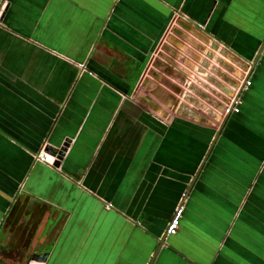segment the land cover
Listing matches in <instances>:
<instances>
[{"label":"crops","instance_id":"crops-1","mask_svg":"<svg viewBox=\"0 0 264 264\" xmlns=\"http://www.w3.org/2000/svg\"><path fill=\"white\" fill-rule=\"evenodd\" d=\"M0 17V264H264V0Z\"/></svg>","mask_w":264,"mask_h":264},{"label":"built area","instance_id":"built-area-1","mask_svg":"<svg viewBox=\"0 0 264 264\" xmlns=\"http://www.w3.org/2000/svg\"><path fill=\"white\" fill-rule=\"evenodd\" d=\"M0 19H1V17H0ZM80 67H82V65H80ZM249 85H250V82H248V80H244V82L242 83V86L240 88H241V90H243ZM236 101H237V99H236ZM236 101L233 104L225 105V107L222 110L223 116L226 117V116L237 114L239 112V109L236 106ZM37 159L40 162H43L45 164H51V165H53L55 162H57L55 157L50 156L46 153H39L37 155ZM181 215H182V208L178 207L177 209H175L173 216L171 217V219L167 223L165 236H172V235L176 234L178 226H179V222L181 219ZM28 264H42V263L30 262Z\"/></svg>","mask_w":264,"mask_h":264},{"label":"rangeland","instance_id":"rangeland-1","mask_svg":"<svg viewBox=\"0 0 264 264\" xmlns=\"http://www.w3.org/2000/svg\"><path fill=\"white\" fill-rule=\"evenodd\" d=\"M182 41H183V38H182ZM184 43V44H183ZM183 43H179L178 45L180 46L181 45V47H183L184 49H185V51H184V53H187V56L183 59L184 60V63H185V65L187 66V67H189L190 65L192 66L194 63V60H192V63H187V62H185V60L186 59H188V60H190L191 58H194V57H192V55L197 51V49H199V44H198V42L197 43H195V41L192 39V37H190V36H188V38H185L184 39V41H183ZM170 45H173V44H170ZM177 46V45H176ZM173 50V52L172 53H174V52H176V51H174V49H172ZM201 50V49H200ZM205 55H206V57L207 58H209V59H211V58H213V59H217L218 60V58H217V55L214 53H212L211 54V52H206L205 53ZM213 55V56H212ZM210 56H212L211 58H210ZM224 57V55H222V57L221 58H223ZM195 59V58H194ZM214 61V60H213ZM218 63H219V61H218ZM158 66L159 67H162L163 65L161 64V62H159L158 63ZM181 66H184V64L183 65H181L180 64V67ZM157 67V66H156ZM197 67V66H196ZM168 72L170 71V69H168L167 70ZM225 106H223V108H224Z\"/></svg>","mask_w":264,"mask_h":264},{"label":"water","instance_id":"water-1","mask_svg":"<svg viewBox=\"0 0 264 264\" xmlns=\"http://www.w3.org/2000/svg\"><path fill=\"white\" fill-rule=\"evenodd\" d=\"M65 151H66V146L63 145L61 148L57 149L56 151H50V153L58 161V160H60V158H62L64 156ZM39 258H44V257L42 256Z\"/></svg>","mask_w":264,"mask_h":264}]
</instances>
